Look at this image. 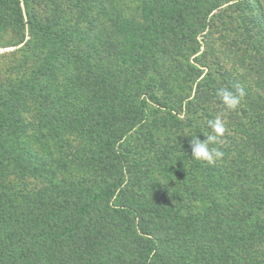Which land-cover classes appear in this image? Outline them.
Here are the masks:
<instances>
[{
	"label": "trees",
	"instance_id": "16d2710c",
	"mask_svg": "<svg viewBox=\"0 0 264 264\" xmlns=\"http://www.w3.org/2000/svg\"><path fill=\"white\" fill-rule=\"evenodd\" d=\"M33 5L0 0V264H264V0ZM218 115L208 165L183 133Z\"/></svg>",
	"mask_w": 264,
	"mask_h": 264
},
{
	"label": "rangeland",
	"instance_id": "374dc122",
	"mask_svg": "<svg viewBox=\"0 0 264 264\" xmlns=\"http://www.w3.org/2000/svg\"><path fill=\"white\" fill-rule=\"evenodd\" d=\"M150 0H124V16L126 18L129 19H133L135 21H141L140 17H141V13H142V9H143V5L145 7L146 4H149ZM39 5V4H38ZM38 5L36 6V0H35V5H33L32 8H34L35 12H42L41 7ZM23 9V7H22ZM239 11H238V10ZM250 6L248 5H241L240 7H235V6H231V7H224L222 9L223 11V15H227L228 18L225 19V23L226 26H222V24L220 23V21L218 20V18L215 19L216 22V30H214V38L217 39V42L214 44L215 47H222L220 46L225 39V42L227 41L228 43L230 42V39L234 36L230 35L228 36V38H224L223 39V35L229 33V29L231 30V28L235 27L234 21L237 23V20L242 18V14L240 13V10L244 11V17H247L249 15V11ZM217 15V14H216ZM231 18V19H230ZM248 19H250V17H248ZM237 25V24H236ZM230 26V28H229ZM238 27V26H237ZM220 32H222L220 34ZM1 40L0 43H9L12 41H15L17 39L16 37V33L12 30L6 31L5 33L1 34ZM238 39V38H237ZM22 45H16V46H12V45H8V46H2L0 47V69H6L10 66H13V64L15 63L16 60V51L17 49H19Z\"/></svg>",
	"mask_w": 264,
	"mask_h": 264
},
{
	"label": "clouds",
	"instance_id": "9594fccd",
	"mask_svg": "<svg viewBox=\"0 0 264 264\" xmlns=\"http://www.w3.org/2000/svg\"><path fill=\"white\" fill-rule=\"evenodd\" d=\"M246 92L243 86H235L233 89L220 88L217 90L216 96L219 98L223 106L228 110H235L245 97ZM209 133L201 140L194 132L190 130L185 136L190 137L189 148L191 157L197 161L213 165L223 158L224 153L218 147H210L216 144L226 132L224 120L221 116L207 121Z\"/></svg>",
	"mask_w": 264,
	"mask_h": 264
}]
</instances>
